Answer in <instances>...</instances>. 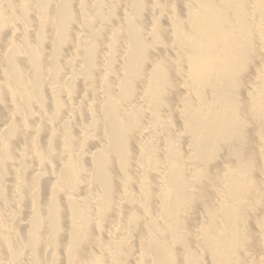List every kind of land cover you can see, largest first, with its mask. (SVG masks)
<instances>
[{
  "label": "bare ground",
  "instance_id": "1",
  "mask_svg": "<svg viewBox=\"0 0 264 264\" xmlns=\"http://www.w3.org/2000/svg\"><path fill=\"white\" fill-rule=\"evenodd\" d=\"M0 264H264V0H0Z\"/></svg>",
  "mask_w": 264,
  "mask_h": 264
}]
</instances>
